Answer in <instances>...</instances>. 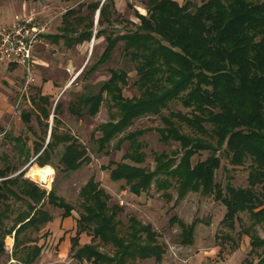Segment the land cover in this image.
<instances>
[{"label":"trees","instance_id":"16d2710c","mask_svg":"<svg viewBox=\"0 0 264 264\" xmlns=\"http://www.w3.org/2000/svg\"><path fill=\"white\" fill-rule=\"evenodd\" d=\"M63 1L75 7L65 11L54 33L41 35L47 43H61L67 51L92 37H103L105 42L101 53L84 68L83 80L108 63L119 44L120 54L135 70L137 95H123V87L128 84L126 70L109 68V77L97 89L85 82L82 92L67 107L76 118L94 117L105 103L108 119L96 127L97 135L92 133L94 152L107 155L110 147L117 151L127 143L122 161H110L103 167L110 180L124 182L131 195L153 189L166 201L171 200L169 190L173 189L174 206L190 192L212 197L225 207L221 225L232 231L239 214L247 213L250 223L243 225L240 235L248 237L250 254L258 257L256 264H264V238L255 230L264 226V0H146L145 13L133 9L138 23L126 21L130 25L123 32H116L114 27L120 17L114 0ZM29 101L31 108L22 111L20 118L29 125L34 116L40 129L41 135L33 143V162L52 174L46 165L59 146H63L59 158L62 172L76 171L90 162L86 148L69 132L60 130L61 104L56 103L51 113L50 97L39 90ZM175 103L187 110L172 109ZM143 117H153L160 125L128 131ZM150 132L157 133L161 144L175 142L179 146L169 153L153 151L152 168L142 166L147 155L141 138ZM5 137L28 162L29 151L19 147L23 138ZM201 152L208 155L192 164V157ZM223 159L233 167L250 160L246 187H234L229 177L223 186L216 181V170ZM16 170L12 165L0 169V220L8 216L10 198L22 201L26 211L1 234L0 254L5 251L4 236L12 233L11 258L34 264L41 246L32 233L52 219L44 203L61 209L62 219L71 216L73 207L53 188L47 192L23 178L25 168L13 176ZM78 197L82 212L70 238L74 259L91 264H138L148 259L161 263L165 248L152 225L134 216L124 223L119 218L123 207L109 205L110 194L94 177L80 188ZM199 222L195 219L186 224L175 216L169 219L170 225L177 223L180 227L179 242L183 246L193 244ZM86 231L99 243L80 246L79 236ZM225 238L230 236L226 234ZM100 244L111 245L113 252L100 251Z\"/></svg>","mask_w":264,"mask_h":264},{"label":"rangeland","instance_id":"374dc122","mask_svg":"<svg viewBox=\"0 0 264 264\" xmlns=\"http://www.w3.org/2000/svg\"><path fill=\"white\" fill-rule=\"evenodd\" d=\"M5 1L0 0V27L9 25L13 18L12 0ZM55 1H60L61 3L57 4L56 9L48 10L50 3ZM79 1L88 3L92 0H76V2ZM177 1L182 2V0ZM193 1L199 3L201 0ZM18 2V7L21 6L22 8L24 0H18ZM145 2L146 0H114L115 9L120 16L119 18L117 17L118 20L115 22L116 32H123L126 27H129L130 24L126 23V21L138 23L133 9L136 8L138 11L145 13ZM33 3L31 1L27 9L20 14H35L37 20L47 24L43 32L46 34L56 31L58 20H60L59 13L75 7V5L67 4L63 0H48L42 5L41 3L33 5ZM127 4H131L134 8L128 7ZM53 12L57 16L50 18L54 14ZM95 18L96 14L94 16V25ZM104 45L103 37L98 39L92 37L90 41H85V43L65 51L66 49L61 45L51 46L41 38V44L35 52L37 58L35 59L36 63L33 72L34 82L30 85L27 94L22 95L21 92L25 80L23 70L19 69L13 75H8L5 70L3 71L4 73L0 72V169L5 168L7 165H12L17 168L13 174L14 176L25 168V175L29 167L37 165L33 162L32 148L34 141L41 135L40 129L34 116L31 117V121L27 125L22 122L20 114L22 111H27L31 108L28 100L36 93L35 88H38L39 85H42L43 92L52 98L51 113L56 103L61 104L62 110L59 118L62 124L60 130L73 135L86 148L90 157V162L82 164L76 171L62 172L59 158L63 152V146H59L53 153L49 164L46 165L52 170V174L47 170L50 184L48 188L39 187L47 192L53 188L59 197L64 198L67 203L72 205L71 216L73 220L71 225H64L61 218L62 210L53 207L47 202L44 203V209L50 213L52 219L44 224L38 232L32 233L36 243L41 246L40 256L34 264H91L87 261L74 259L70 252V238L75 235L76 221L82 212L78 193L90 177H94L100 187L110 194L109 205L117 203L123 207L119 218L124 223L127 222L129 216H134L142 223H150L152 225L158 235V241L165 248V254L159 264H256L258 257L256 254H250L251 248L248 237L240 235L243 225L250 223L247 213L239 214V221H235V229L232 231L221 225L220 221L225 214V207L220 202L214 201L212 197H205L198 193L190 192L174 206L176 193L173 189L169 190L172 196L170 201H166L160 196V193L155 192L153 189L139 196L131 195L128 193L124 182L111 181L107 170H103V167H106L110 161H122V155L127 147V143H123L117 151L111 150L110 147V153L107 155L94 152L92 133L97 135L95 132L96 127L108 119L105 103L102 104L94 117L85 115L81 118H76L69 114L67 107L69 101L82 92L85 82L95 85L97 89L99 84L109 77V68H123L126 70L128 73V84L123 87V95L125 97L137 95V90L133 84L136 79L135 70L133 64L120 54L119 47L121 44L116 46L108 63L99 68L88 80L82 79L84 68L92 62L96 55L101 53ZM67 63H71L74 66L71 73L65 70ZM66 85H68L67 88L62 90ZM56 87L60 89H56ZM172 109L187 110L179 103H175ZM50 119L49 122H51ZM156 125H160L158 120H154L153 117H143L136 120L128 131ZM27 126L32 129L27 128ZM5 135L21 136L23 138L24 142L19 147L22 148V151H29L30 160L28 162L23 160V154L18 151L13 142L6 138ZM141 139L146 145L144 151L147 155L146 161L142 166L149 168L154 166L153 151L165 150L169 153L179 147L175 142H171L168 145L159 143L157 141L158 135L155 132L147 133ZM113 144L111 145L113 146ZM207 155L208 152H201L193 156L192 164H195L198 160H204ZM125 162L129 163L127 160ZM249 165V159L242 166L237 167L227 164V161L223 159L220 168L216 170L215 179L223 186L229 177L234 187L244 188L247 186ZM7 204H9L8 216L0 220V237L3 232L13 225L15 217L19 213L26 211V205L20 200L10 198ZM2 207L3 205H0V210ZM172 216L177 217V219L186 224L191 223L195 219L200 221L195 227L191 246L180 244V227L177 223L169 224V219ZM255 230L261 238H264V226H256ZM226 234L230 236V239L225 238ZM3 242L5 251L0 254V264H21L10 256L13 246V234L5 235ZM90 243H99V240H92L90 232L81 233L79 245ZM100 251L111 254L113 247L100 244ZM138 264H155V262L153 259H148L138 261Z\"/></svg>","mask_w":264,"mask_h":264},{"label":"built area","instance_id":"2783aa9c","mask_svg":"<svg viewBox=\"0 0 264 264\" xmlns=\"http://www.w3.org/2000/svg\"><path fill=\"white\" fill-rule=\"evenodd\" d=\"M46 23H41L33 13L17 16L9 25L0 28V64H16L23 68L25 80L22 95L27 94L34 82L33 50L41 42Z\"/></svg>","mask_w":264,"mask_h":264},{"label":"crops","instance_id":"0c3cea01","mask_svg":"<svg viewBox=\"0 0 264 264\" xmlns=\"http://www.w3.org/2000/svg\"><path fill=\"white\" fill-rule=\"evenodd\" d=\"M3 1H5V0H3ZM6 2V1H5ZM46 2H48V0H37V1H35L34 3H33V5H35V4H40L41 3V5L42 4H44V3H46ZM8 3V2H7ZM30 3H31V1H26V0H24V5H22V8H21V6H19L18 7V5H19V2H18V0H12V7L11 8H13L14 9V11H13V14H12V20L11 21H13L17 16H19V15H21L20 13H22V12H24L26 9H27V7L30 5ZM59 3H61L60 1H55L54 3L53 2H51L50 3V7H49V9L48 10H51V9H53V8H55L56 9V7H57V4L59 5ZM67 3V2H66ZM9 4V3H8ZM68 4V3H67ZM7 7V6H6ZM8 8V7H7ZM69 9V8H68ZM54 13V12H53ZM65 13V10L63 11V12H61V13H59L60 14V20H58V24H57V26H60V23H61V17H62V15ZM52 17H50V18H53V17H56L57 16V14L55 15V13L53 14V15H51ZM4 25H2L1 27H3ZM6 26V25H5ZM0 27V28H1ZM83 43H85V42H83ZM83 43H81V44H83ZM41 44V42L40 43H38L36 46H35V48H34V50H33V57H34V61H35V59L37 58L36 56H35V52H36V49H37V47L39 46ZM49 44V43H48ZM49 45H51V44H49ZM61 45V43L59 44V46ZM78 45H80V44H78ZM52 46V45H51ZM54 46V45H53ZM72 49V48H71ZM35 63H36V61H35ZM19 69H21V70H23V68L21 67V66H19V65H16V64H0V72H2V73H4L3 71L5 70L6 71V73L8 72V75L10 74V75H13V73L15 72V71H17V70H19ZM74 69V66H72V64L71 63H67L66 64V68H65V70L68 72V73H71L72 72V70ZM46 84V83H45ZM44 84V85H45ZM67 86L68 85H66V86H64V88L62 89V90H64L65 88H67ZM46 87H48V86H46ZM40 88V89H39ZM55 88V87H54ZM56 89H60L59 87H56ZM36 90H39V92L42 94V95H46L44 92H43V87H42V85H39L38 86V88H35V91ZM47 96H49V95H47ZM50 97V96H49ZM50 99H52L51 97H50ZM28 100V99H27ZM28 102H30L29 100H28ZM51 122H49L50 124L52 123V117H51ZM49 131H50V129H49ZM49 131H48V135H49ZM47 138H48V136H47ZM72 216H69V217H66V218H64V219H62V222H63V224L64 225H71V222H72Z\"/></svg>","mask_w":264,"mask_h":264},{"label":"bare ground","instance_id":"6f19581e","mask_svg":"<svg viewBox=\"0 0 264 264\" xmlns=\"http://www.w3.org/2000/svg\"><path fill=\"white\" fill-rule=\"evenodd\" d=\"M25 175L29 179L38 183L43 188L49 187V184H50L49 174H48V171L43 169V168H41L37 165H33V166L28 168Z\"/></svg>","mask_w":264,"mask_h":264},{"label":"water","instance_id":"95a60500","mask_svg":"<svg viewBox=\"0 0 264 264\" xmlns=\"http://www.w3.org/2000/svg\"><path fill=\"white\" fill-rule=\"evenodd\" d=\"M97 19H98V11L96 12V18H95V24L97 23ZM23 178L30 180L32 182H34L35 184H37L38 186H40L38 183H36L35 181L29 179L26 175H23Z\"/></svg>","mask_w":264,"mask_h":264}]
</instances>
